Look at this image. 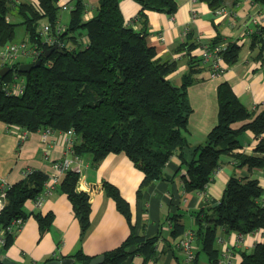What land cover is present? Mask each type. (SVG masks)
I'll list each match as a JSON object with an SVG mask.
<instances>
[{
	"label": "trees",
	"instance_id": "1",
	"mask_svg": "<svg viewBox=\"0 0 264 264\" xmlns=\"http://www.w3.org/2000/svg\"><path fill=\"white\" fill-rule=\"evenodd\" d=\"M134 1L140 6L138 17L142 20L147 10L172 14L176 9L174 0ZM203 1L212 10L223 3V0ZM119 2L97 0L92 15L87 17L86 2L74 0L68 21L62 25L59 0L34 3L0 0V47L15 43L16 27L22 26L23 42L38 52L30 62L39 61L26 73L18 71L19 60L0 65V69L8 67V72L0 76V121L30 132L70 130L78 139L72 143V154L79 158L89 156L93 164L111 153L125 154L143 174L138 194L156 180H169L164 168L172 156L179 159L180 169L185 170L181 176L184 190L191 192L205 191L223 154L231 155L240 167H264V110L247 109L227 82L217 86L215 126L202 144L188 143L185 131L191 107L187 87L195 82L203 65L209 70V64L200 55L199 58L191 55L198 45L188 39L189 31L188 40L177 49L185 53L188 68L179 84L172 83L167 75L177 69L178 62L156 57L155 48L145 41L146 30L133 29L124 21ZM43 23L50 26L49 34L60 43L50 52L52 47L39 35ZM143 23L146 25V21ZM222 43L221 38L216 37L205 45L212 47ZM260 44L259 34L255 32L250 47ZM240 50L238 43H226L219 53L223 64L236 63ZM14 76L24 78L25 86L20 94L9 92L15 83ZM245 131L258 139L251 153L240 149L238 137ZM48 180L49 176L39 170H27L22 179L6 191V204L0 213V225L6 229L1 252L13 243L21 226L13 232L7 227L14 220L20 219L23 223L27 219L30 214L24 209L25 202L43 197ZM78 180L79 172L66 168L52 190L66 195L83 234L90 223V198L87 192L77 189ZM102 188L131 226L129 235L119 246L100 254L102 264H125L134 255L143 256L144 262L151 259L155 255L157 237L136 234L127 201L112 184L104 182ZM262 199L263 189L256 179L231 176L218 202L205 199L194 210V227L190 230L198 252L205 255L209 264L220 260L221 251L216 247L219 229L239 237L261 232L262 239L254 244L250 253H239V264H264ZM32 215L40 234L50 228L51 213ZM169 220L171 236L184 234L180 215L174 214ZM94 257L97 256H87L80 250L69 256L76 264H88ZM65 258L57 257L58 260Z\"/></svg>",
	"mask_w": 264,
	"mask_h": 264
},
{
	"label": "crops",
	"instance_id": "2",
	"mask_svg": "<svg viewBox=\"0 0 264 264\" xmlns=\"http://www.w3.org/2000/svg\"><path fill=\"white\" fill-rule=\"evenodd\" d=\"M18 1L34 3L36 0ZM73 1L59 0V5L63 10H70ZM84 2L89 7L86 16L90 17L93 11L91 2ZM174 2L176 9L172 14L144 11L146 25L138 17L140 6L137 2H119L124 21L133 29L146 30L145 41L155 48L156 57L178 62L177 69L167 75L172 83L179 84L188 68L185 53L177 49L179 44L189 38L198 45L191 52L196 58H199L201 46L216 37L221 38L223 46L236 42L241 47L237 62L231 66L224 64L227 70L222 75L210 78L208 68L203 65L195 76V82L187 87L191 113L185 137L190 145H198L204 142L217 122L216 90L220 82H227L239 101L250 111L264 110V47L261 44L250 47L251 37L259 31L247 34L250 26L245 24L247 17L255 15L261 19L258 29L263 28L264 0H223L222 6L214 10L203 0ZM64 20V14L60 15L62 25L66 24ZM189 31L190 37L187 39L186 33ZM24 58L19 56L17 60L27 63ZM238 138L240 149L245 153H251L258 142L250 131L243 132ZM69 141L78 142V139L75 136L67 137L65 131L48 134L43 131L30 132L0 121V185L3 181L9 185L18 182L23 173L31 169L47 174V186L53 185V178L57 177L59 181L62 176L55 168V163L73 159ZM79 160L77 189L87 192L90 198V223L87 230L81 234L80 223L66 195L50 189L44 193L38 206L33 201L25 202L24 209L30 215L22 223L13 243L1 255L18 264H45L51 257H54L53 260L57 257L69 258L79 250L87 256H98L119 246L129 235L131 226L116 209L114 201L105 194L102 185L108 182L118 189L129 204L130 222L135 233L147 238L157 237L155 255L151 259L144 262L143 256L134 255L125 264H184V253L176 244L183 234L171 236L170 216L180 215L185 232L189 231L194 227V210L205 199L218 202L231 176L256 179L264 188V167H240L228 154L220 156L219 168L203 192L184 190L181 176L185 170L180 169V161L176 156H172L164 168V175L169 180H156L143 188L140 194L138 189L143 174L125 154H108L97 164H93L89 156ZM77 165L72 162L71 168L75 169ZM34 213L53 215L50 228L43 234L39 232L38 223L32 215ZM261 239L262 233L258 231L239 237L236 233L219 229L216 247L221 251V256L217 264H239V253H250L254 244ZM192 246L196 256L194 264H209L205 255L198 252L194 239ZM71 264L76 263L73 261Z\"/></svg>",
	"mask_w": 264,
	"mask_h": 264
},
{
	"label": "built area",
	"instance_id": "3",
	"mask_svg": "<svg viewBox=\"0 0 264 264\" xmlns=\"http://www.w3.org/2000/svg\"><path fill=\"white\" fill-rule=\"evenodd\" d=\"M260 18L251 15L247 17V20L245 24L250 26L247 30V34H251L254 31H259V37L262 46L264 47V25L262 29H258V25L260 24ZM50 26L47 23L41 24L39 28V35L42 37V39L49 45V47H59L60 43L56 40L55 37L49 34ZM187 31V29H186ZM185 31V32H186ZM85 42V39L82 40ZM30 47L23 41L21 42H15V43H9L4 46L0 47V61L1 64L3 63H8L9 65L12 64L13 62L17 61V58L20 56L24 57H31L32 59H35L37 55V50L35 49H29ZM224 48L222 44H216L212 47L203 45L200 48V57L203 58V60L209 64V77L210 78H216L220 75H222L226 70V66L223 64V58L219 54L220 51ZM15 83L12 86V88L9 90V92L15 93V94H20L22 93L24 86H25V81L24 78L21 76H14ZM4 87H7V85L4 83ZM48 131H45L44 134H48ZM65 135L67 137L72 136V132L70 130L65 131ZM70 145V151L72 153V142L69 141ZM73 155V159H66L63 160L60 163H55V168L57 169L58 172L62 173L64 169L71 167L72 162H76L78 165L75 168L76 171H79V165H80V160L79 157ZM57 177L53 178V185L47 186V191L48 192L50 189H53V186L57 184ZM10 185L3 181L0 185V213L3 210L5 206V199H6V191L9 189ZM45 192V193H46ZM263 199H264V188H263ZM42 197L37 198V200L34 201V204L38 206L41 203ZM22 225V222L20 219L14 220L11 222V224L7 227V229L11 232L13 230L16 231L20 226ZM5 230L4 228L1 227L0 225V248L4 245L5 243ZM192 241H193V234L192 231H186L184 232L183 236L180 237L177 240V247L181 248L182 252L184 253L185 260L184 264H194V259H195V252L194 248L192 246Z\"/></svg>",
	"mask_w": 264,
	"mask_h": 264
},
{
	"label": "water",
	"instance_id": "4",
	"mask_svg": "<svg viewBox=\"0 0 264 264\" xmlns=\"http://www.w3.org/2000/svg\"><path fill=\"white\" fill-rule=\"evenodd\" d=\"M55 47H52L48 52L52 51ZM39 61L35 62H27V63H20L18 66V71L20 73H26L28 72L32 67H34L35 65H38ZM8 72V67L4 66L0 69V76L5 75ZM1 251H0V264H18L15 263L11 260H9L7 257H5L4 255H1ZM74 261V259H70V258H65L62 260H51L46 262L45 264H71ZM103 263V256L99 255L97 257H94L93 259L90 260V262L88 264H102Z\"/></svg>",
	"mask_w": 264,
	"mask_h": 264
},
{
	"label": "rangeland",
	"instance_id": "5",
	"mask_svg": "<svg viewBox=\"0 0 264 264\" xmlns=\"http://www.w3.org/2000/svg\"><path fill=\"white\" fill-rule=\"evenodd\" d=\"M90 2H91L90 5L92 6V8H94L96 6V4H97V1L96 0L95 1L94 0H90ZM62 14H64V18H65L64 21L67 22L68 21L67 17L69 18V10H63V9H61L60 10V15H62ZM23 36H24V29H23V27L22 26H17L16 27V37H15L16 39L15 40L21 42V40L23 39ZM24 59L27 62H30L32 60L31 57H25ZM200 260H202V258H200Z\"/></svg>",
	"mask_w": 264,
	"mask_h": 264
}]
</instances>
